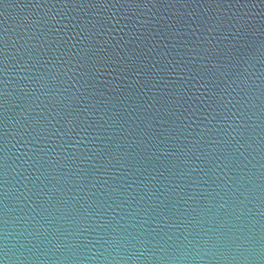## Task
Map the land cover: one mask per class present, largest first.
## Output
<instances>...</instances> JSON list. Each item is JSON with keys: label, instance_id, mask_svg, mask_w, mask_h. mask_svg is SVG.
<instances>
[{"label": "water", "instance_id": "water-1", "mask_svg": "<svg viewBox=\"0 0 264 264\" xmlns=\"http://www.w3.org/2000/svg\"><path fill=\"white\" fill-rule=\"evenodd\" d=\"M0 264H264V0H0Z\"/></svg>", "mask_w": 264, "mask_h": 264}]
</instances>
